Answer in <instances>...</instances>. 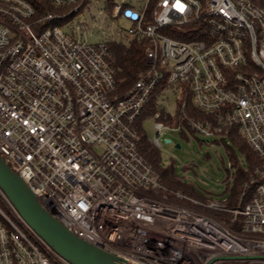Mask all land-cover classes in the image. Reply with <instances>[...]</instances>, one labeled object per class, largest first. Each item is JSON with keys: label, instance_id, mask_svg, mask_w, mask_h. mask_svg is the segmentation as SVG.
Wrapping results in <instances>:
<instances>
[{"label": "built area", "instance_id": "obj_1", "mask_svg": "<svg viewBox=\"0 0 264 264\" xmlns=\"http://www.w3.org/2000/svg\"><path fill=\"white\" fill-rule=\"evenodd\" d=\"M46 1L59 12L35 18L26 0H0L6 165L72 234L124 263L264 264V0H96L105 6L97 14L91 0ZM87 13L94 24L101 14L116 23L98 43L89 42ZM144 41L150 68L116 94L109 43ZM161 84L162 109L167 92L188 87L209 116L189 119L192 131L219 138L236 129L262 160L242 209L160 195L167 190L137 152L131 125ZM153 118L151 141L161 150L167 126L160 112ZM0 198L14 218L0 209V264H69L1 190Z\"/></svg>", "mask_w": 264, "mask_h": 264}, {"label": "trees", "instance_id": "obj_2", "mask_svg": "<svg viewBox=\"0 0 264 264\" xmlns=\"http://www.w3.org/2000/svg\"><path fill=\"white\" fill-rule=\"evenodd\" d=\"M35 9V18L47 14H55L59 11L55 9L46 0H26ZM71 17L65 20H56L52 22V26H62L66 22L70 21ZM173 38L185 40L186 38L171 35ZM198 38V37H192ZM148 48L147 42H132L130 46H126L122 42L109 43L110 51V65L114 70L115 80V93L118 95H124L128 92L141 74L146 72L150 66L146 60V51ZM164 85H158L150 95L149 102L145 105L140 115L132 123L131 128L135 133V144L137 152L143 157L152 169L159 176L161 184L167 190L166 193H160L161 196L166 197L171 201H177L175 198L176 193H181L199 201H207L214 199L212 193L206 192L195 185L191 180H188L182 172L195 173V164L189 163L182 165L180 168L174 159L169 162L164 160L162 152L154 146L152 141L147 137L144 131V122L147 119L153 118L155 113L160 112L159 121L164 125L178 126L180 125L182 130L179 131L181 138L185 141L189 140L188 132L192 133L188 122L189 119L205 121L209 119V116L198 111L192 102V96L188 87H182V92L177 100V110L174 115L166 112L158 104V100ZM215 143L223 145L227 152L229 159L230 169H225L226 180L224 186L225 191V204L229 209H242L248 204L254 196L255 186H248L244 188V185H248L251 179L255 175L256 168L261 165L262 160L260 157L250 148L245 139L238 133L236 129L228 132L225 137L215 138ZM203 143H200L202 146ZM239 153H241L245 166L238 159ZM208 160V157H205ZM217 216L223 215L225 219H229V215L222 213H215ZM242 224V219L238 217L235 225V229L239 230Z\"/></svg>", "mask_w": 264, "mask_h": 264}, {"label": "rangeland", "instance_id": "obj_3", "mask_svg": "<svg viewBox=\"0 0 264 264\" xmlns=\"http://www.w3.org/2000/svg\"><path fill=\"white\" fill-rule=\"evenodd\" d=\"M91 2V10H94L93 12L95 14L100 12V10L105 7L104 4L96 6V0H91ZM80 19H82V16L79 20ZM85 19L91 21L90 13L85 14ZM99 19L98 23L94 24V22L91 21L88 26L89 32H92L94 35V37H90V43H98L102 41L104 39L103 32H110L116 25L114 20H111L110 17H107L104 14H101ZM121 26H124V24H121ZM117 40L120 41L119 38H117ZM166 97L168 98V102L162 107H164L163 109H165L166 112L174 115L177 110L176 99L179 98V94L174 95V93L169 91L166 93ZM154 124V118H150L147 119L143 125L144 131L150 140L157 134ZM166 126L167 128L162 133V149L160 150L164 160L169 162L171 159H174L179 168L182 165L189 164L191 162L194 163L196 165L194 174L191 172H180L202 190L212 193L214 199H225V169H230L229 159L225 147L215 143V138L204 137L195 132H193V134L188 132L189 140L185 141L181 138L180 133L170 130V128L173 129L176 126ZM167 139L171 140V143H166ZM200 143H203L202 146ZM178 144L180 145V148L176 147ZM205 157H208V160H206ZM238 159L242 162V165L245 166L241 153H239ZM244 188H246V185H244ZM0 209L14 219L7 205L1 200V198ZM220 218L225 219L223 215H221Z\"/></svg>", "mask_w": 264, "mask_h": 264}, {"label": "water", "instance_id": "obj_4", "mask_svg": "<svg viewBox=\"0 0 264 264\" xmlns=\"http://www.w3.org/2000/svg\"><path fill=\"white\" fill-rule=\"evenodd\" d=\"M166 143H171L167 139ZM180 148V145H176ZM0 190L23 220L69 264H130L72 234L40 204L28 185L0 156Z\"/></svg>", "mask_w": 264, "mask_h": 264}]
</instances>
